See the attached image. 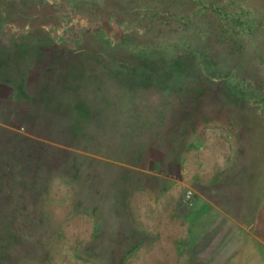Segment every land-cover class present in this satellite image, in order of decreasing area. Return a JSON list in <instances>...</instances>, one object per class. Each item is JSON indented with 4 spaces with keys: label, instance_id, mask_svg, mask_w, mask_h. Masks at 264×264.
<instances>
[{
    "label": "rangeland",
    "instance_id": "obj_1",
    "mask_svg": "<svg viewBox=\"0 0 264 264\" xmlns=\"http://www.w3.org/2000/svg\"><path fill=\"white\" fill-rule=\"evenodd\" d=\"M263 202L264 0H0V264H264Z\"/></svg>",
    "mask_w": 264,
    "mask_h": 264
},
{
    "label": "crops",
    "instance_id": "obj_2",
    "mask_svg": "<svg viewBox=\"0 0 264 264\" xmlns=\"http://www.w3.org/2000/svg\"><path fill=\"white\" fill-rule=\"evenodd\" d=\"M242 210L241 212L236 210V214L232 216H226L227 214L223 213H218V216L229 221L234 229L244 230L245 234H250L249 236L254 235L255 237L250 238L251 245L254 244L256 246L254 247L255 250L252 248V251H254L253 254L256 256H260L264 253V202L256 208H250L248 211L247 209L244 210V208ZM256 230L259 231L260 235H257ZM185 241V239H181L179 243L184 242V244H187Z\"/></svg>",
    "mask_w": 264,
    "mask_h": 264
},
{
    "label": "trees",
    "instance_id": "obj_3",
    "mask_svg": "<svg viewBox=\"0 0 264 264\" xmlns=\"http://www.w3.org/2000/svg\"><path fill=\"white\" fill-rule=\"evenodd\" d=\"M154 58V57H153ZM152 57H149V56H146L144 57L142 60H145L148 62V60H153ZM184 60L179 58V57H176L175 59H171V65H184Z\"/></svg>",
    "mask_w": 264,
    "mask_h": 264
}]
</instances>
